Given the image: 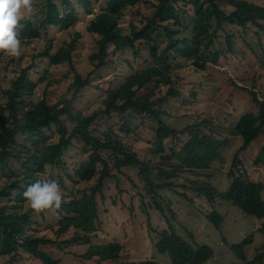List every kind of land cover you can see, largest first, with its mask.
<instances>
[{"label":"trees","instance_id":"1","mask_svg":"<svg viewBox=\"0 0 264 264\" xmlns=\"http://www.w3.org/2000/svg\"><path fill=\"white\" fill-rule=\"evenodd\" d=\"M220 3L230 10L224 11ZM39 5L33 19L20 21L23 25L19 30L22 46L36 42L49 28L66 31L80 19L93 14L85 31L96 38V50L88 56L92 71L81 76L73 66L81 33L73 31L71 39L55 50L52 41L45 43L42 51L30 56L28 65L7 87L3 88L0 84V93L4 98L3 105H0L3 112L0 121V261L3 262L0 264H15L22 255L41 264H60V260L53 259L46 247L59 246L61 236L70 230L74 231L71 241L89 245L85 259L95 257L98 263L116 260L121 252L120 242L96 245L91 244L90 238L99 231L97 196L104 199L102 193L106 180L117 182L116 173L132 168L139 169V177L146 181L147 188L171 186L168 183L154 185L147 163L140 159L127 140L138 131L150 130L155 133L157 141L150 144L148 150L154 154L162 153L160 158L165 163L178 161L182 167L199 165L205 168L212 159L211 141L205 143L199 137L200 131L195 130L190 131L192 137L183 151L181 149L178 154L172 152L170 157H163V142L178 134L161 118L164 110L157 107L158 103L165 101L160 97L164 88L165 95L171 98L180 94L172 87L169 63L178 60L190 62L197 71H204L208 65L206 54L210 52V63L216 64L220 53L211 51V48L218 33L225 32L227 26L246 28L250 24L263 27L264 5L245 0H42ZM97 5L100 7L98 10ZM126 15L129 16L127 26L121 27L120 21ZM230 39L228 35L227 50L232 52ZM125 53H131L133 57L124 69L126 76L117 87L105 91L101 97V108L90 114L75 109V95L89 86V76L95 70L107 67L112 56ZM39 59L46 60L51 67H68L64 76L72 74L68 97L63 96L58 102L50 104L46 90L52 85V77L46 70L37 81L29 78ZM136 61L142 65L136 68ZM40 84H45L41 98L29 100ZM247 93L258 110L256 114L243 113L237 117L232 131L241 138L238 151H244L264 132V99L260 100L252 90H247ZM20 137H23V142L17 143ZM76 143L80 145L84 158L74 175H67V180L73 185L92 182L81 191L69 190L62 177L57 176L56 181L50 173L64 171L62 159ZM261 153L264 155V146ZM157 176L165 182L161 170L157 171ZM228 177L230 184L224 192L212 188L201 192L210 201L218 195L245 215L263 221L259 232L264 234L261 183L249 181L243 175L229 173ZM53 180L64 191L60 207L50 210L57 217L48 228L54 239L40 232L39 224L31 218L35 213L24 197L29 185ZM155 207L161 211L160 205ZM46 211L40 214L44 215ZM206 218L219 229L221 217L217 213L212 212ZM155 234L158 237L154 246L156 252L167 254L171 264H206L213 257L210 247H193L171 226ZM249 244L251 239L246 238L233 245V251L240 260L244 259L243 248ZM261 259V255L256 254L245 264H258ZM141 264L156 263L148 259Z\"/></svg>","mask_w":264,"mask_h":264},{"label":"rangeland","instance_id":"2","mask_svg":"<svg viewBox=\"0 0 264 264\" xmlns=\"http://www.w3.org/2000/svg\"><path fill=\"white\" fill-rule=\"evenodd\" d=\"M40 1L42 0L34 2L32 19L40 7ZM245 1L264 5V0ZM220 6L224 11L230 10L223 3ZM99 8L97 5L96 9ZM140 10L143 11L144 8L141 7ZM92 16L93 14L80 19L72 29L66 31L57 27L49 28L36 42L29 46L21 45V55L18 58L8 57L1 52V86L7 87L18 72L28 65L30 56L42 51L45 43L52 41L55 50L64 41L71 39L73 31L81 33L79 46L73 56L74 69L81 76L91 72L93 66L88 56L96 50V38L87 34L85 28ZM128 21L129 16L126 15L120 21V26L126 27ZM228 35L231 36L232 52L227 50ZM211 51L220 53L218 61L211 64L210 52L206 54L208 65L204 71H197L190 62L171 61L168 68L172 69V87L180 94L171 98L165 95L164 88L160 97L165 98V101L157 104L165 113H161V118L178 132L176 136L163 142L165 156H162L170 157L172 152L178 154L177 151H183L184 145L192 137L190 131H200L199 137L205 143L211 141L213 153L208 166L182 167L178 161L165 163L160 158L162 153L154 154L148 150L149 145L157 141L155 133L150 130L138 131L127 140L128 143L134 146L140 159L147 163L154 185L168 183L171 186L163 189L145 187L146 181L139 177V169L126 168L116 173L117 182L113 179L105 182L102 193L104 199L97 196L100 226L99 231L90 238L91 244L96 245L120 242L121 252L118 258L100 263L95 257L85 259L89 245L71 241L74 231L70 230L60 237L59 246L46 247L53 259H59L60 264H141L148 259L156 264H171L169 256L157 253L154 247L158 240L156 231L167 230L171 226L177 235L193 247L205 245L212 249L213 257L206 264H245V261L252 260L256 254L262 257L258 264H264V234L259 232L263 221L245 215L218 195L213 196L210 201L201 192L211 188L224 192L230 184L229 173H232L261 183L264 195V155L261 153L264 132L244 151H238L241 138L232 131L239 114L257 113L258 107L251 101L247 90L254 91L260 100L264 99V22L261 28L250 24L246 28L227 26L225 32L218 33ZM110 59L107 67L95 70L89 76V86L75 95V109L85 114L100 109L101 97L105 91L121 84L127 73L124 70L127 62L133 59L132 54L114 55ZM134 65L137 68L142 63L136 61ZM67 69L66 65L48 66L46 60L39 59L36 67L30 71L29 78L37 81L45 70L50 73L52 85L47 87L46 94L50 104H53L70 94L72 74L64 77L68 73ZM44 89L45 84H40L31 93L29 100L41 98ZM3 103L4 98L0 93V105ZM2 115L0 108V121ZM22 142L23 137H20L17 143ZM83 158L80 145L76 143L62 159L64 171L50 173L56 181L57 176H60L68 183L67 175H74ZM193 164L196 161L193 160ZM159 170L162 171L165 182L157 176ZM91 184L92 182L73 185L70 182L67 187L69 190L81 191ZM156 204L160 205L161 211L156 210ZM212 212L221 217L219 229L206 218ZM44 215L32 214L31 218L39 224L38 229L42 234L54 239L48 228L55 223L57 217L50 210ZM246 238L251 239V244L243 248L244 259L240 260L233 251V245ZM2 262L3 260L0 261ZM16 262L15 264H41L25 255L18 257Z\"/></svg>","mask_w":264,"mask_h":264},{"label":"clouds","instance_id":"3","mask_svg":"<svg viewBox=\"0 0 264 264\" xmlns=\"http://www.w3.org/2000/svg\"><path fill=\"white\" fill-rule=\"evenodd\" d=\"M35 0H0V52L12 58L21 55L19 30L21 20L29 19L34 11ZM24 197L35 214L58 209L62 192L56 181L36 182L29 185Z\"/></svg>","mask_w":264,"mask_h":264}]
</instances>
